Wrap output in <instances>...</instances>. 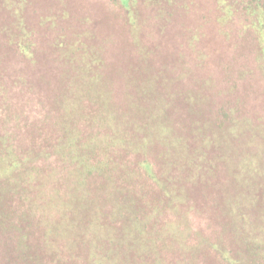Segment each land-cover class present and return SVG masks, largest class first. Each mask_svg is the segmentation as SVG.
Wrapping results in <instances>:
<instances>
[{"label": "trees", "instance_id": "1", "mask_svg": "<svg viewBox=\"0 0 264 264\" xmlns=\"http://www.w3.org/2000/svg\"><path fill=\"white\" fill-rule=\"evenodd\" d=\"M113 1L126 26L139 30L141 0ZM145 1L157 11L181 2ZM216 2L230 25L244 19L262 34L264 0ZM259 49L264 56V41ZM147 52L120 72L117 92L114 77H102L83 55L36 116L15 109L0 88V264H205L210 256L217 264H264V133L246 138L249 153L237 170L246 184L235 199L216 192L228 229L237 228L234 208L246 215L242 247L230 251L196 228L190 201L204 152L191 129L198 126L177 116L176 98L158 90L163 70L154 49Z\"/></svg>", "mask_w": 264, "mask_h": 264}, {"label": "rangeland", "instance_id": "2", "mask_svg": "<svg viewBox=\"0 0 264 264\" xmlns=\"http://www.w3.org/2000/svg\"><path fill=\"white\" fill-rule=\"evenodd\" d=\"M216 1L181 0L157 11L141 0V25L134 31L113 0H0V88L7 89L15 109L36 116L40 101L50 104L61 75L84 64L83 55L89 54L102 77H114L111 88L117 92L120 72L128 74L144 61L142 51L154 49L155 67L164 75L156 88L176 98L177 116L198 126L191 130L204 161L194 168L197 189L190 203L197 209L195 226L239 251L246 215L234 208L237 228L228 229L230 215L216 192L223 189L228 199H235L246 184L237 171L243 165L240 158L249 153L246 138L251 130L264 133V56L259 49L264 28L260 35L244 19L230 25V14ZM206 258L205 264H217L212 256Z\"/></svg>", "mask_w": 264, "mask_h": 264}]
</instances>
